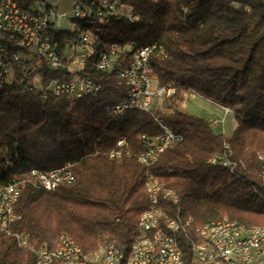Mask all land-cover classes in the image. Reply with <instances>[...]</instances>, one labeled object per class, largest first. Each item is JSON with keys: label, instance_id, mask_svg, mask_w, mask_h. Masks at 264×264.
<instances>
[{"label": "trees", "instance_id": "16d2710c", "mask_svg": "<svg viewBox=\"0 0 264 264\" xmlns=\"http://www.w3.org/2000/svg\"><path fill=\"white\" fill-rule=\"evenodd\" d=\"M109 2L129 9L138 22L125 15L87 19L81 24L92 35V52L82 69L32 74L12 63L0 90V189L12 185L19 191L15 218L0 230V264H35L36 253L57 249L61 235L84 256L112 245L128 258L142 235L141 213L156 209L146 192L149 175L159 183L157 207L164 219L191 220L176 234L183 264H193L191 245L199 242L196 229L205 223L227 218L264 226V0ZM71 36L57 34V49ZM110 44L153 46L148 65L155 86L174 89L171 104L184 91L228 108L235 120L231 134L212 126L210 118L176 108L170 114L151 107L110 117L109 109L126 93L116 72L131 55L119 53L116 72L96 69L98 54ZM75 75L88 76L98 92L73 98L45 89L51 80ZM161 126L181 141L156 155L149 141ZM121 138V156L110 158ZM149 151L153 159L139 161ZM216 155L230 165L211 163ZM65 164L73 181L50 192L30 174ZM17 236L26 237V247Z\"/></svg>", "mask_w": 264, "mask_h": 264}, {"label": "built area", "instance_id": "2783aa9c", "mask_svg": "<svg viewBox=\"0 0 264 264\" xmlns=\"http://www.w3.org/2000/svg\"><path fill=\"white\" fill-rule=\"evenodd\" d=\"M43 1V8H40V14H31L28 11V3ZM53 0H26V4H15L10 0H0V48H3V56H0V86H3L8 77L12 74V63L20 65L21 70H28V73L34 71H57L65 70L67 73H74L75 70L82 69L88 53L92 52V35L87 31V37H81L80 47L70 49V40L63 39L62 50H49V35H42L43 23H49V10H56L59 15L57 26H65L66 11H60L58 5H53ZM20 5H26L22 9ZM73 14L87 15V12L98 13V20L107 22L109 16H122L128 18H137L138 16L129 9L122 6H116L109 0H91L90 5H84L81 0H73ZM2 31H9V38H2ZM153 46L135 47L132 44H126L124 49H114L108 51V55L98 59L96 69L102 71H115L114 60L119 59V53L125 51L131 52L130 59L124 66L117 70L119 81L125 85L126 93L123 101L113 105L109 110L125 109L129 110H149L152 101L156 100V110L160 109V103L169 102L174 94L173 88H159L152 85L149 78L148 58ZM12 50H19V57H12ZM72 51L73 61H65L63 52ZM118 64V63H117ZM114 68V69H113ZM24 77V76H23ZM21 77L20 82L25 79ZM47 91L54 95H69L73 98H80L83 95L97 93L98 86L85 75H75L69 80H51L45 86ZM224 114L231 111L222 107ZM212 126L219 125L215 119L211 122ZM160 132L156 133L150 139V145L155 148L156 155L164 152L173 143L181 141L179 134L173 133L165 126L160 127ZM142 138H145L142 136ZM125 145L123 138L118 139L115 148ZM227 151V147H225ZM154 151L145 154H139L138 157L153 159ZM211 163H220L224 167L230 163L224 156L216 155L211 159ZM69 164L63 170H55L54 173H38L32 170L30 174L36 178L42 189L46 192L54 190L60 183L66 182L71 175ZM264 180V169L261 172ZM156 181L155 190H148V182ZM147 194L151 204H156V209L151 207L144 210L140 215L143 220L142 235L149 236L147 250L137 251L133 249V254L129 256L128 264H145L146 259H155L156 264H183L179 242L176 234L186 226H189L191 220H185L178 223L175 219H164L161 209L157 207L159 199V183L150 175L148 176ZM169 194V193H168ZM19 197L18 189L13 186L11 196H7L3 203H0V230L8 222L14 220L12 207ZM153 233H156V241H153ZM196 235L199 242L191 245V254L193 264H264V226L248 227L238 221L227 218L210 221L196 229ZM20 246L26 247L25 236H17ZM59 239L64 240L63 255L70 252L65 235ZM140 238L137 240L139 241ZM43 254H36L37 264H59L54 261H48ZM79 258V264H98V261L84 263L83 254H76ZM119 257L118 250L109 245L108 255L105 258V264L110 261H117Z\"/></svg>", "mask_w": 264, "mask_h": 264}, {"label": "bare ground", "instance_id": "6f19581e", "mask_svg": "<svg viewBox=\"0 0 264 264\" xmlns=\"http://www.w3.org/2000/svg\"><path fill=\"white\" fill-rule=\"evenodd\" d=\"M10 1H12V3H15V4H26V0H10ZM40 8H43V1H36V7H35V3H28V11H31V14H40ZM66 15H69L66 18V25L57 26V24L59 23V15L57 14L56 10H49V13H48L49 23H43L42 35H49V50L51 51H58L57 49L58 47L56 43L54 42L55 40L54 38L57 34H59L62 31L72 32L71 37L64 38V39H71L70 49L79 48L81 37H87V31H88V30L83 29L81 23H83L87 19L91 21H100L98 20V13L96 12H87V15L73 14V5H71L66 10ZM109 17H107V21L109 20ZM128 20L131 23H136L138 22L139 18L138 17L128 18ZM88 33L90 32L88 31ZM2 38H9V31H2ZM124 47L125 45H118V44L108 45L107 49L104 52H100L98 54L97 59L94 62L95 68L98 65V59L106 57L108 55V51H112L114 49H124ZM0 56H3V48H0ZM12 57H19V50H12ZM63 59H65V61H73L72 51L63 52ZM85 64H86V61L84 63V66ZM34 72H32V74ZM1 88L2 86H0V90ZM123 113H125V109L109 110L110 117H118V116H121ZM122 147L123 146H120L119 148H115L116 150L111 151L109 157L119 158L121 156L119 149ZM137 158L142 163L146 162V157H137ZM66 166L67 164H65L61 168L52 169L49 172H45V173H54L55 170H63L64 168H66ZM34 172H38V171L34 170ZM71 181H73L72 175L68 177L66 182L70 183ZM148 190H155L156 192V181L148 182ZM12 192H13L12 185H9V186L4 187L3 189H0V203H3L7 196H11ZM140 227L143 228V220H140ZM65 238H66V242H68V249H70V252H66L63 255V252H61V250L62 248H64V240L59 239V243H60L59 247L55 250L44 249V257H46L48 261H54V263L79 264V258L75 257V253L82 254L81 250L74 244V242L68 236H65ZM153 241H156V233H153ZM147 243H149V236L141 235L140 240L136 241L132 245L129 256L133 254V249H136L137 251L147 250ZM108 250H109V246L105 247L103 250L95 254H92L90 256L83 255L84 263H91V261H98V264H105V258L108 255ZM36 254H43V249L39 250ZM128 263H129V257L124 259L121 253H119V257L117 261L108 262V264H128ZM35 264H37V258H36ZM145 264H156V261L155 259H146Z\"/></svg>", "mask_w": 264, "mask_h": 264}, {"label": "rangeland", "instance_id": "374dc122", "mask_svg": "<svg viewBox=\"0 0 264 264\" xmlns=\"http://www.w3.org/2000/svg\"><path fill=\"white\" fill-rule=\"evenodd\" d=\"M73 0H53L51 3L53 5H58L60 11H66L72 4ZM34 80H39L38 77H35ZM152 85L155 86V83L152 82ZM172 109L176 108L181 112H185L189 115L198 116V117H216L219 125L217 128H221L226 136L230 134L232 129L235 126V120L231 113L224 114L223 111L219 110V107L211 104L210 102L199 98L198 96L192 93H186L182 91L179 96L176 97L174 102L171 104ZM166 106H168L166 104ZM152 108L156 107V100L152 101ZM222 117V118H221ZM147 188V187H146ZM147 192V189H146ZM148 193V192H147Z\"/></svg>", "mask_w": 264, "mask_h": 264}, {"label": "crops", "instance_id": "0c3cea01", "mask_svg": "<svg viewBox=\"0 0 264 264\" xmlns=\"http://www.w3.org/2000/svg\"><path fill=\"white\" fill-rule=\"evenodd\" d=\"M159 104H160V111L162 112V113H164V114H170L171 113V111L173 110L172 108H171V102L169 101V102H162V103H160L159 102ZM166 104L168 105V106H166ZM219 110L220 111H222L221 110V108H219ZM222 118V117H221ZM210 119L211 120H214V119H218V118H216V117H210ZM235 127V126H234ZM234 129V128H233ZM232 129V130H233ZM232 132V131H231ZM231 132H230V134H231ZM229 134V135H230Z\"/></svg>", "mask_w": 264, "mask_h": 264}]
</instances>
